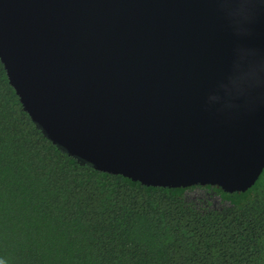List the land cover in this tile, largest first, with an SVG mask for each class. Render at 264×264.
I'll return each instance as SVG.
<instances>
[{
	"label": "water",
	"instance_id": "water-1",
	"mask_svg": "<svg viewBox=\"0 0 264 264\" xmlns=\"http://www.w3.org/2000/svg\"><path fill=\"white\" fill-rule=\"evenodd\" d=\"M0 61L80 163L228 192L264 167V0H0Z\"/></svg>",
	"mask_w": 264,
	"mask_h": 264
},
{
	"label": "trees",
	"instance_id": "trees-1",
	"mask_svg": "<svg viewBox=\"0 0 264 264\" xmlns=\"http://www.w3.org/2000/svg\"><path fill=\"white\" fill-rule=\"evenodd\" d=\"M260 187L206 210L187 187L80 163L32 121L0 61V264H264Z\"/></svg>",
	"mask_w": 264,
	"mask_h": 264
},
{
	"label": "flooded vegetation",
	"instance_id": "flooded-vegetation-1",
	"mask_svg": "<svg viewBox=\"0 0 264 264\" xmlns=\"http://www.w3.org/2000/svg\"><path fill=\"white\" fill-rule=\"evenodd\" d=\"M256 179L261 184L259 191L264 194V167ZM217 187L219 186L209 184L189 186L185 191L186 197L193 201L196 206L203 207L206 210H222L224 207L231 206L232 204L226 196V193L230 192ZM262 196L264 197V195Z\"/></svg>",
	"mask_w": 264,
	"mask_h": 264
}]
</instances>
